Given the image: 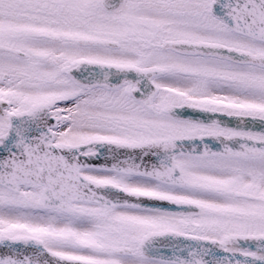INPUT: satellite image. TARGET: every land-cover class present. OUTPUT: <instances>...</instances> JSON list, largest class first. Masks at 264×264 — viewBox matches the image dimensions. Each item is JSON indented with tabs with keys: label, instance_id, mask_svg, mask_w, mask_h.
<instances>
[{
	"label": "snow or ice",
	"instance_id": "obj_1",
	"mask_svg": "<svg viewBox=\"0 0 264 264\" xmlns=\"http://www.w3.org/2000/svg\"><path fill=\"white\" fill-rule=\"evenodd\" d=\"M0 264H264V0H0Z\"/></svg>",
	"mask_w": 264,
	"mask_h": 264
}]
</instances>
